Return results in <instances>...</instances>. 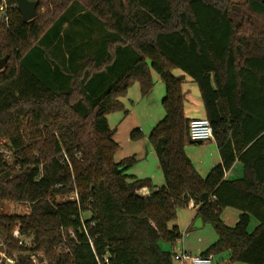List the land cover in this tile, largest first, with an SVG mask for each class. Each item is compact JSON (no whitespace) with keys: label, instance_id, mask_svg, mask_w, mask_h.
<instances>
[{"label":"trees","instance_id":"16d2710c","mask_svg":"<svg viewBox=\"0 0 264 264\" xmlns=\"http://www.w3.org/2000/svg\"><path fill=\"white\" fill-rule=\"evenodd\" d=\"M6 2L0 57H10L0 71V149L11 151L14 163L0 152V203L27 202L31 209L0 214L6 252L0 264L13 256V264H34L17 249L39 256L42 264H98L97 256L111 264H174L161 242L182 238L170 222L192 202L217 234L201 255L227 252L231 262L264 264V33L252 16L264 15V0H40L37 17L27 22L17 0ZM45 6L59 12L49 17L41 12ZM92 15L108 32L105 53L96 61L75 52L62 72L43 49L66 44L65 29ZM61 51L52 52L56 61ZM154 71L166 84V114L149 134L162 187L127 174L135 156L115 160L119 144L108 121L109 114L125 110L122 98L132 85L138 82L143 95L152 90ZM186 75L199 87L222 157L206 177L185 151L191 139ZM130 137L139 140L143 133L134 129ZM237 160L243 176L228 179ZM227 207L240 211L234 226L222 218ZM252 217L258 224L250 232ZM17 226L34 237L32 249L18 246ZM64 241L69 251L59 253Z\"/></svg>","mask_w":264,"mask_h":264},{"label":"rangeland","instance_id":"374dc122","mask_svg":"<svg viewBox=\"0 0 264 264\" xmlns=\"http://www.w3.org/2000/svg\"><path fill=\"white\" fill-rule=\"evenodd\" d=\"M1 3H2V0H1ZM82 3L79 2L78 6H81V9L82 8L85 9ZM4 10H1L2 13H4ZM247 10L248 8L246 6L242 7V9L240 8V12L242 13L246 12ZM41 12L47 14L50 17V15L59 12V8L54 7V6H47V7L45 6L41 8ZM248 15L249 14H247L246 16ZM255 21H256V25L258 26V28L264 33V15L255 16ZM102 24L103 22L96 15H92L91 18L86 17V16L78 17L76 22H74L71 26L65 29V32H63L64 33L63 40L65 39L66 44L62 41V44L57 45L55 49H52V47H48V46L43 49L46 53L45 55L46 59L50 60V62H52L53 64H56L57 62L58 66L62 69V72H65V73L67 71V68L69 67V60H70L69 56H71V54H74L75 52L77 53L82 52V54L84 55L89 54L92 57H94L96 61H99L100 60L99 57L103 56V54L105 53L108 47V42H109L108 32L103 27ZM66 38H69L70 41ZM61 48L63 51H61ZM54 50H56V52L61 51L65 53L61 56L60 60L58 59L59 61H56L53 57ZM36 52L39 53L40 50H36ZM117 52L118 51L116 50L113 52L114 58L118 56ZM55 58H56V54H55ZM86 58H88V56ZM79 60L80 58L78 59V61ZM182 72L183 71L181 69H174L173 71V73L176 75H179ZM153 75H154L153 78H154L155 84L152 90L147 95H143L141 92L139 83L138 82L135 83L129 88L128 93L126 95L127 98H126L125 110L114 112L111 115H108L109 116L108 121H110L109 122L110 127L115 130L114 138L119 144L118 151L115 154L116 161L122 160L125 155V151L128 149L127 143H126V140H128L129 138L128 137L129 132L127 134L128 127H132L131 131H133L134 129H140L142 130L143 134L147 135L152 131L154 126L160 120L164 118L166 114L165 108L163 106V99L166 95V84L164 80L161 78V76L156 71L153 72ZM72 77H74L75 79L77 75L76 74L72 75ZM82 80H83V76L81 75L79 77V81H82ZM139 140H142V139H139ZM140 146L142 148V152L144 153L143 154L144 160L142 159L141 161H139L137 158V161L134 163V165H132V167H130L127 170V174L136 176L137 175L136 171L138 172V174L139 172H141L142 174L156 173L155 176L157 175V180L156 178H153L152 182L154 184H157L158 183L157 181L159 180V175H158L159 166H160L159 159L158 157H156L157 159H154V157L152 158L151 155H149L147 159V155L145 152L146 151L145 145L141 143ZM201 148L204 149L203 152L205 153L206 157L211 156L212 148L210 147L209 148L201 147ZM6 150H7L5 151L6 153L2 151L0 152L1 154L4 155V158L10 162V164H13L14 154L8 149ZM16 171L19 172V168H16ZM13 174L14 173L10 174L9 176L12 177ZM30 209H31L30 204L27 202H16V201H11V200H4L0 203V214L2 215L27 214L30 212ZM194 213H195V210L188 208V207L179 209L178 216L175 220L170 222V225H171L170 227H172L175 224H179V226L181 225L180 231L183 234V238L179 239L175 243H169V242L162 241L161 247L164 250L172 251V247H173L172 244H177V246L179 245V248H182L183 244H186L188 246L189 245L200 246L199 243L205 244L208 241V243L210 244L216 240L217 238L216 231L210 224H205L206 226L198 230H194L190 228L189 231L186 230V226H184V224H181V222H184L183 217L186 214H187L186 216H188L190 214L193 215ZM237 213L239 215L240 211L236 208L229 207L227 210H225L223 214V219L227 225L234 226L237 223L238 220L237 221L235 220L236 219L235 214ZM256 226L250 225L249 231L250 232L253 231ZM199 235H201V239L198 241ZM17 240H18L19 247L21 246L25 249H32L34 247L33 245L34 237L33 236L23 237L22 242L19 239ZM15 252L20 254V256L24 257L25 259L33 262L31 260V256L25 254V251H23L24 253H20V250L17 249L14 251V253ZM227 254L228 253L223 252L222 254L217 255L218 259H220L219 261L220 264H247L243 262L228 261ZM192 255H196V253L194 252V254ZM0 257H6V252L4 251V245H3V241L1 238H0ZM7 259L10 264H13L16 261L15 256L8 257ZM36 259L38 260L40 264H42V261L39 256H37ZM178 262H179L178 260L174 259V264H179Z\"/></svg>","mask_w":264,"mask_h":264},{"label":"crops","instance_id":"0c3cea01","mask_svg":"<svg viewBox=\"0 0 264 264\" xmlns=\"http://www.w3.org/2000/svg\"><path fill=\"white\" fill-rule=\"evenodd\" d=\"M252 16L255 18V16H259V15L258 14H252ZM183 74L184 73L182 72L179 75H183ZM183 91H184V112H185L186 117L189 119L198 118V117H206V111H205V107H204V103H203V100L201 97L199 87H198L197 83L192 79V77H190L188 75H186L185 79H184ZM126 98L127 97L122 98V101L124 102L125 106H126ZM109 115H111V114H109ZM108 120H109V116H108ZM131 128L132 127H128V130H127V134L129 132V134H128L129 138H128V140H126L128 149L125 151V155L123 158L129 157V156H135L136 158H138L139 161H141L143 159L144 153L142 152V148L140 145H141V143H143L145 145V148H146L145 152L147 155V159H148L149 155H151L152 158L154 157V159H157L156 157H158V156H156L157 154H155L156 152H154L155 151L154 147L149 140V134L150 133L147 135L143 134V137L141 138L142 140H132L130 137ZM201 147L212 148L211 156L206 157L205 153L203 152L204 149H202ZM185 151H186L187 155L189 156V158L192 160L193 164L195 165V167L198 170V172L200 173V175L203 177H206L209 174L210 170L215 165L222 162L221 154L219 152L216 141L214 139L208 140L205 142H194V143L191 142V139H190L187 141V143L185 145ZM159 173H158L159 180L157 181L158 183L154 184V185L162 187L165 184V178H164V174L162 172L161 166H159ZM243 173H244L243 164L239 160H237L232 165V167L226 172V177L228 179H237V178L242 177ZM136 174H137L136 175L137 177L140 176L139 178H150L151 180H153V178H156V180H157V175L155 176L156 173L142 174L141 172H139V174H138V172L136 171ZM132 176H135V175H132ZM142 193L143 194H149L150 190L148 188H145ZM187 207L195 210V213L193 215L190 214L188 216H186L187 215L186 214L183 217L184 222H181V224H184V226H186V230L189 231L190 228L194 229V230H198V229L206 226L204 224V222H203L202 226H196L195 225L196 220L199 218V216L197 215V208L198 207L195 206L193 202L190 203V205ZM228 208L229 207H227L223 210L222 218H223V214H224L225 210H227ZM239 216H240V214L239 215H238V213L235 214V218H236L235 220L236 221L239 219ZM257 224H258L257 219L252 217L250 225L256 226ZM173 226H177L179 228V230H181V228H180L181 225L179 226V224H175ZM194 233H196V232H194ZM182 238H183V234H182ZM200 239H201V235H199L198 241ZM216 240H217V238H216ZM215 241H213L212 243H214ZM212 243L209 244L208 241L205 244L199 243L200 246H195V245H189L188 246L186 244H183L182 248H179V245L177 246V244H172L173 247H172L171 252L174 253V252L187 251L191 254H194V252H195L196 255H201L202 252L205 251ZM213 258L217 262L220 261V259H218L217 256H214ZM227 260L230 261L228 254H227ZM178 263L181 264L180 262H178Z\"/></svg>","mask_w":264,"mask_h":264},{"label":"built area","instance_id":"2783aa9c","mask_svg":"<svg viewBox=\"0 0 264 264\" xmlns=\"http://www.w3.org/2000/svg\"><path fill=\"white\" fill-rule=\"evenodd\" d=\"M6 4H7L6 0H2V3L0 5L1 10L6 9V6H7ZM189 135H190L191 140H195V141L205 142V141L214 139L213 126L210 120L207 117H198V118L191 119L189 122ZM0 151L6 153L5 151L7 150L5 148H2L0 149ZM70 198L75 199L76 194L71 195ZM69 232H70V237L76 239L75 234L71 230ZM13 236L16 239H19L21 242H22L23 237H27L21 233L19 227H17L14 230ZM89 240H90V244L93 245L92 240L90 238ZM57 251L59 253L68 252L69 247L67 245V241H64L60 245H58ZM173 254H174V259L178 260L181 264H189V263L190 264H220L213 257L203 256V255H192L191 253L187 251L174 252ZM36 257L37 255H32L31 260L35 264H40L38 260L36 259ZM97 262L98 264H111L107 256H105L103 259H100L97 256Z\"/></svg>","mask_w":264,"mask_h":264},{"label":"water","instance_id":"95a60500","mask_svg":"<svg viewBox=\"0 0 264 264\" xmlns=\"http://www.w3.org/2000/svg\"><path fill=\"white\" fill-rule=\"evenodd\" d=\"M40 5V0H17V7L22 15V19L27 22L30 20H33L38 15V7ZM237 11H240V7H234ZM9 55H5L3 57H0V71L3 70L9 61ZM191 142H202V141H195L191 140ZM203 220L201 217H199L196 220L195 225L196 226H202Z\"/></svg>","mask_w":264,"mask_h":264}]
</instances>
